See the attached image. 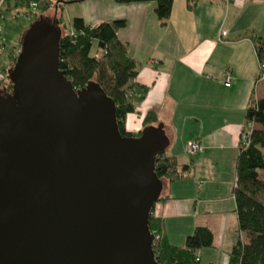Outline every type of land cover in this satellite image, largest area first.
I'll return each mask as SVG.
<instances>
[{
	"label": "water",
	"instance_id": "water-1",
	"mask_svg": "<svg viewBox=\"0 0 264 264\" xmlns=\"http://www.w3.org/2000/svg\"><path fill=\"white\" fill-rule=\"evenodd\" d=\"M57 22L29 23L0 87V264H158L163 124L122 135L102 86L59 68Z\"/></svg>",
	"mask_w": 264,
	"mask_h": 264
},
{
	"label": "crops",
	"instance_id": "crops-1",
	"mask_svg": "<svg viewBox=\"0 0 264 264\" xmlns=\"http://www.w3.org/2000/svg\"><path fill=\"white\" fill-rule=\"evenodd\" d=\"M82 2L93 6L92 14L83 17L86 23L125 18L117 35L136 62L133 81L148 86L137 111L126 115L125 128L139 130L144 113L152 110L155 124H163L169 139L164 153L182 171L178 179H161L164 200L156 201L151 209L163 221V236L182 245L196 227H206L212 243L198 251V264H228L231 246L238 235L243 236L238 231L232 188L244 109L257 63L252 35L264 36V0H197L191 10L185 0H173L165 23L155 15L151 1ZM14 8L11 4L3 7L2 17L3 10ZM25 27L14 28L17 39ZM71 30L70 26L68 33ZM1 36L8 62L16 44L9 46L2 32ZM226 67L231 73L228 84L221 74ZM192 139L199 142V148L190 155L186 143Z\"/></svg>",
	"mask_w": 264,
	"mask_h": 264
},
{
	"label": "trees",
	"instance_id": "trees-1",
	"mask_svg": "<svg viewBox=\"0 0 264 264\" xmlns=\"http://www.w3.org/2000/svg\"><path fill=\"white\" fill-rule=\"evenodd\" d=\"M30 1L37 4L34 18L42 14L51 5L59 7L82 0H6L14 7H27ZM118 3L153 2L154 12L162 22L169 18L173 0H115ZM197 0H185V6L191 10ZM58 18V25L60 23ZM126 24L125 18L102 20L97 23H86L81 16L71 19L70 33L61 30L59 41V68L78 88L92 80L98 82L115 104V118L122 135H138L125 128V118L130 112H136L148 91V86L136 83V62L128 54L126 44L117 35L118 29ZM60 26V25H59ZM254 53L257 58L259 78L263 83V94L253 96L251 92L244 109V123L240 130L238 152L235 159V183L232 192L235 200L237 226L239 233L231 246L228 264H264V36L253 34ZM95 42L96 52L91 54ZM15 54L13 59H15ZM4 70V67H3ZM5 91L10 89V82H1ZM139 91L140 97L126 98V90ZM156 117L152 110H147L142 117V126L155 124ZM245 136V143L242 140ZM186 165L181 167L182 170ZM158 178L175 180L182 177V171L176 166L172 156L164 152L159 154L155 163ZM157 200H164L160 196ZM149 229L160 234L152 245L154 258L158 264H198V251L212 243V233L206 227H196L184 238L182 245L172 244L162 234L163 221L159 216L150 214Z\"/></svg>",
	"mask_w": 264,
	"mask_h": 264
},
{
	"label": "rangeland",
	"instance_id": "rangeland-1",
	"mask_svg": "<svg viewBox=\"0 0 264 264\" xmlns=\"http://www.w3.org/2000/svg\"><path fill=\"white\" fill-rule=\"evenodd\" d=\"M5 2H6V0H5ZM105 5H106V3L104 4V7H105ZM3 7H4V9H6L5 5H3ZM20 7L21 6H16L13 9V11L3 10V17L1 18V21H0L1 32H2L3 36L6 38L8 45L11 43L16 44L15 47H13L14 50L13 51L11 50V53H9L8 62L6 60L7 48L3 52V50H4V44H3V49L0 52V69L3 70V67L7 62V67L5 66L4 70H3L4 72L15 61V59H13V55L14 54L17 55V53L20 49V40H21L22 34L26 30V28L28 27L29 23L33 20L34 11L36 10L37 4L35 5V10H33V12L31 11V14H29V10L31 9V1L28 3L27 7H21V8ZM92 11H93L92 5H90V4L88 5V4H85V2L79 1V2H71V3L64 4V7L62 8V10L59 7H56V6L54 7V5H51L49 8L45 9V11L42 14L44 16H47L49 19H57L58 20V18H59L61 20L59 23L60 26L58 25V22H57V25H58V27L61 28L62 33H64V32L69 31L70 26H71L70 25L71 19L73 17L81 16V17L87 18L88 15L92 14ZM200 11H201V8H200ZM219 14L221 17L223 16V8L219 9ZM25 18H27L28 20ZM235 23H236V25H238V21H235ZM22 24L26 25V27L17 39L16 34L14 33V28H17L18 26L21 27ZM218 27H220V25ZM263 28H264V24H263ZM208 30L211 31V29H207L206 31H208ZM246 32H247V34L251 35V29L246 30ZM2 41L4 42L3 38H2ZM95 53H96V55L99 54V52L98 53L96 52V47H95V42H94L92 49H91V54H95ZM15 58H16V56H15ZM257 72H258V63L254 62L253 74H252V78H251V87H250L249 94H250V92H253L254 93L253 96H255V97H259L263 94V83H262L260 78L258 80H256ZM230 75H231V73H230ZM94 79H95V77L93 76L92 80H94ZM228 83H225V84H228ZM8 91H10V89H8ZM146 94H145V96H146ZM124 95L126 98H129L130 96H135V98H137V97L141 96V93L139 91H133L132 89H128L125 91ZM139 130H137V131H139ZM137 131H133V132L136 133ZM188 159H189V157H188ZM157 201H159V200H157ZM159 236H160V234L158 233V237ZM154 242H155V239L152 242V245ZM196 259L198 260V257Z\"/></svg>",
	"mask_w": 264,
	"mask_h": 264
},
{
	"label": "built area",
	"instance_id": "built-area-1",
	"mask_svg": "<svg viewBox=\"0 0 264 264\" xmlns=\"http://www.w3.org/2000/svg\"><path fill=\"white\" fill-rule=\"evenodd\" d=\"M4 3H5V0H0V21L2 18V8H3ZM35 5H36V3L34 1H31V9L29 10V14H31V11L33 12V10H35ZM221 33L224 34L225 31H222ZM3 44L4 43L2 41L1 25H0V52L3 49ZM221 74H222V80L225 83H228L231 79L229 68L226 67V68L222 69ZM5 79H6V71L4 72L3 70L0 69V83L3 82V80H5ZM0 87H2L1 84H0ZM242 140L245 143V136L244 135H242ZM198 148H199V142L196 139H192V140L187 141L186 152L188 154H190V155L193 154L195 151L198 150ZM153 234H154V239L156 240L158 238V235H156L154 232H153ZM154 239H153V241H154Z\"/></svg>",
	"mask_w": 264,
	"mask_h": 264
}]
</instances>
